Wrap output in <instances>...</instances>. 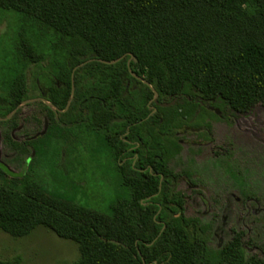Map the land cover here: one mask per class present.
<instances>
[{
    "label": "trees",
    "instance_id": "16d2710c",
    "mask_svg": "<svg viewBox=\"0 0 264 264\" xmlns=\"http://www.w3.org/2000/svg\"><path fill=\"white\" fill-rule=\"evenodd\" d=\"M0 9L23 29L0 61L4 116L33 97L35 67L52 71L43 97L58 114L36 101L48 110L45 129L35 117L37 141L73 127L101 137L126 192L104 211L50 190L33 171L34 143L28 169L0 164V230L22 237L44 226L77 244L73 264H264L247 254L242 231L208 244L205 226L186 215L184 171L170 166L179 129L195 125L203 103L264 106V0H0ZM153 90L174 103L156 104ZM6 138L19 149L9 129Z\"/></svg>",
    "mask_w": 264,
    "mask_h": 264
},
{
    "label": "rangeland",
    "instance_id": "374dc122",
    "mask_svg": "<svg viewBox=\"0 0 264 264\" xmlns=\"http://www.w3.org/2000/svg\"><path fill=\"white\" fill-rule=\"evenodd\" d=\"M21 26L16 14L0 9V61L7 54L13 57L15 42L23 33ZM52 75L35 67L30 95L45 92ZM34 110L28 102L21 106L14 136L32 131L27 118ZM6 112L7 106L0 104V116ZM38 119L43 120V115ZM195 122L208 123L212 140L205 138L203 129H179L182 149L170 163L175 171H184L177 187L185 195L186 215L197 217L205 226L211 247L221 246L234 231H242L247 254L264 259V106L257 103L249 112L223 116L220 111L214 115L205 110ZM5 127L0 123V160L19 173L29 167L24 164L29 150L4 143ZM62 134L36 141L35 162L31 163L35 175H41L50 190L106 211L110 202L126 194L109 161V150L102 147L101 137L83 128L73 127ZM15 257H19L16 264H73L78 249L74 241L44 226L22 237L0 230V258Z\"/></svg>",
    "mask_w": 264,
    "mask_h": 264
},
{
    "label": "flooded vegetation",
    "instance_id": "af4514ba",
    "mask_svg": "<svg viewBox=\"0 0 264 264\" xmlns=\"http://www.w3.org/2000/svg\"><path fill=\"white\" fill-rule=\"evenodd\" d=\"M43 94H44V92L41 91L40 93L34 95L32 98L27 99V100H23V101H28V103L30 105H33L34 106V109H35L34 112H33L34 115L27 118V121L28 122H31V124H32L31 125V127H32V131L31 132H29V133H27V132L26 133H22V135L20 137H16L13 134V130L15 128H19V124H18L19 117L18 116H19V113L21 111V106L25 104V103H22L23 101L19 105H17L15 107L16 109L14 108L15 110L13 109L12 112L8 116H6V117L4 115L3 116H0V123L1 124H5L7 126V128L5 127V130H4L3 134H2V138H3L4 143H7L8 145H10L11 147H13L14 149H17L14 146H12V144L6 138V131H7V129H9L12 138L20 145L19 146V149L20 148H22L24 150L25 149H29V150H32L33 151V148H32L33 146L32 145L34 143H36L38 137H40L42 135V131H40V129H39V126H38V123H37V119L36 118L41 117L43 115V120H42L43 127H42L41 130L45 129L48 126V118L45 115V113L47 114L48 110L44 106H41L38 103H36V101H41V102H43V103L46 104V102L43 101V99L45 100V98L43 97ZM0 104H3L4 106H6V103H5L4 98L1 95V93H0ZM47 106L50 107V108H52L49 105H47ZM202 106H203L202 107V113L205 110L212 112L214 115H216V113H219V111H220L221 112V116H223L224 114H226L228 112L230 114H232V113H239V112H234V111L230 110L227 107H223V108L220 109L219 107H215L214 105L207 104V103H203ZM17 110H19V111H18V115H17L18 119L16 120V124L15 125L8 124L6 122L7 118L11 117L12 114L15 111H17ZM250 110L245 111V112H241V113H246V112H249ZM35 111H37V112H35ZM53 112H54V110H53ZM202 113H201V116L200 117H202ZM45 122H46V126H45ZM194 124L195 125H192V126L191 125H185L182 128H186V129H189V130H192V131H196V132H198V131H200V130L203 129L204 132H207L209 134V139H207V140L208 141H211L212 140V137L210 135V127H209L208 123H206V122L196 123L195 122ZM196 125H198V127H196ZM205 138H207V137H205ZM29 141H33V142L28 143ZM131 142L132 141H129V143H131ZM130 149H133V146L130 147ZM26 155H27L26 156V158H27L28 157V153ZM26 158L24 160V164H26V162L28 160ZM0 164L3 165V166H5L6 168L10 169L9 166L5 162H3L1 160H0ZM10 170L13 171L12 169H10ZM184 198H185V195H184ZM218 247H220V245H218Z\"/></svg>",
    "mask_w": 264,
    "mask_h": 264
},
{
    "label": "water",
    "instance_id": "95a60500",
    "mask_svg": "<svg viewBox=\"0 0 264 264\" xmlns=\"http://www.w3.org/2000/svg\"><path fill=\"white\" fill-rule=\"evenodd\" d=\"M118 59H119V58H118ZM118 59H115V60L110 61V62L117 61ZM153 91H154V93H155L154 96H153V100L155 101L156 104H159V105H162V106H168V105L174 103V100H172V101H170V102H161V103L158 102L157 99H156V98H157V93L155 92V90H153ZM72 93H73V88H72ZM71 98H72V96H71ZM71 98H70L69 101L67 102V106L69 105ZM43 101L46 102L47 105H49V106H51V107L53 108V110H54V114H55V116L57 117L58 110H57L55 107H53L51 103L47 102V101L44 100V99H43ZM26 102H28V101H23L22 103H26ZM67 106H66V107H67ZM15 109H16V108H15ZM15 109H14V110H15ZM45 126H46V122H45Z\"/></svg>",
    "mask_w": 264,
    "mask_h": 264
}]
</instances>
